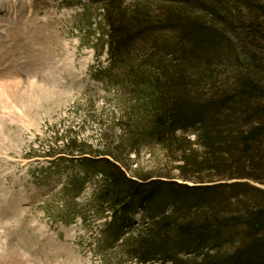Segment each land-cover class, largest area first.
Listing matches in <instances>:
<instances>
[{"label": "trees", "instance_id": "obj_1", "mask_svg": "<svg viewBox=\"0 0 264 264\" xmlns=\"http://www.w3.org/2000/svg\"><path fill=\"white\" fill-rule=\"evenodd\" d=\"M149 1L86 6L103 26L99 78L131 100L132 149L66 139L50 164L77 172L51 220L86 227L93 213L101 264H264V0ZM141 143L163 150L164 174H127Z\"/></svg>", "mask_w": 264, "mask_h": 264}, {"label": "rangeland", "instance_id": "obj_2", "mask_svg": "<svg viewBox=\"0 0 264 264\" xmlns=\"http://www.w3.org/2000/svg\"><path fill=\"white\" fill-rule=\"evenodd\" d=\"M90 1L0 0V264H101L102 221L93 213L86 227L51 220L63 206L66 172H77L50 164L66 139L97 150L120 140L132 149L129 94L97 73L109 62L93 47L103 26L96 5L85 15ZM147 4L155 11L166 3ZM143 145L122 156L127 174H164L163 150ZM97 181L86 183L78 204Z\"/></svg>", "mask_w": 264, "mask_h": 264}]
</instances>
